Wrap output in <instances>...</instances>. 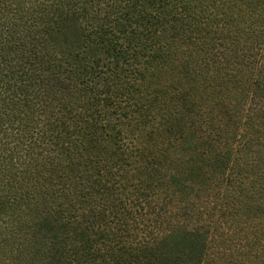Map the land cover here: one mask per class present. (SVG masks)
Here are the masks:
<instances>
[{"label": "trees", "instance_id": "16d2710c", "mask_svg": "<svg viewBox=\"0 0 264 264\" xmlns=\"http://www.w3.org/2000/svg\"><path fill=\"white\" fill-rule=\"evenodd\" d=\"M0 264H264V0H0Z\"/></svg>", "mask_w": 264, "mask_h": 264}, {"label": "rangeland", "instance_id": "374dc122", "mask_svg": "<svg viewBox=\"0 0 264 264\" xmlns=\"http://www.w3.org/2000/svg\"><path fill=\"white\" fill-rule=\"evenodd\" d=\"M77 22H78L77 23L78 25L82 24V19L81 20L79 19ZM86 42H87V40L85 38H83V41H82L83 45L82 46L87 45L88 42L87 43ZM93 47L95 48V51H94L95 53H94V56H91V61H93L91 63L92 67L95 66L97 64V62L99 61V58H102V56H103L97 43H95V45ZM88 70H89V68H88ZM85 75H84V78L74 79L73 82L68 79L66 81V83H67V85L69 84L71 86V88L76 90V92L78 93L75 100L78 101V103L81 105V107L83 109H87L88 113L91 115L92 118H97V114H98V119H100V117H102V115H103V112H100V110H102L103 107L99 106V104H97V106H91V102H93L94 99L97 102L100 100V96H98V94H97V95H95V97H93V92L91 91L92 87L94 85L95 76L92 75V74H89V73H85ZM80 93H82V94H80ZM55 107L58 108L59 106L55 104ZM60 112H62L61 108H59L56 111V114H55L56 117H58ZM49 120H50L51 123L56 122L54 116L50 117ZM65 123H68L67 120L65 121ZM82 123H84V124H81V126L86 128V130L90 131L91 127L89 125H87V122H82ZM61 125L63 126V124H61ZM67 125L69 127L73 126L72 123H69ZM100 133H102V131H100ZM128 135L134 136L135 137V141L137 143L143 142V140H140V138H139L140 134L138 133V131H134V132L132 131L131 132L129 130L128 131ZM178 158L182 159V155H178ZM161 159L162 158L159 157V156L156 157V158H153V160L156 161L155 163H158L157 161H159ZM163 161H164V159H163ZM146 162H148V161H146ZM135 163H136V161L133 158H126L125 162H123L122 165H123V167L126 170L130 171V169H129L130 167H128V166L129 165H134ZM160 166L161 165H159L157 168H161ZM137 173L138 172H135L132 176H130V178L133 177L135 179L134 182H133L135 184L138 183L137 179L142 178V176H137L136 177ZM131 185H132V183H130L128 180H125L123 182V185L120 184V185L117 186V189L119 190L118 191V195H119V198H121V200L125 197L127 191L132 189ZM110 203H122V201L120 202L118 199L117 200L116 199H112L110 201ZM114 211H119L116 206H115V210ZM113 213H115V212H113Z\"/></svg>", "mask_w": 264, "mask_h": 264}]
</instances>
